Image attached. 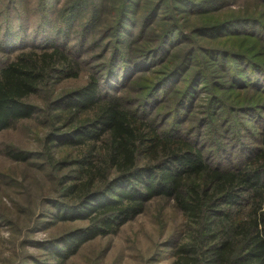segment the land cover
I'll return each instance as SVG.
<instances>
[{"label":"trees","instance_id":"1","mask_svg":"<svg viewBox=\"0 0 264 264\" xmlns=\"http://www.w3.org/2000/svg\"><path fill=\"white\" fill-rule=\"evenodd\" d=\"M31 1L0 0L1 50L31 47L0 60V132L33 122L25 125L40 144H0V156L23 167L4 177L0 224L29 235L83 224L25 238L20 247L36 252L12 264H67L155 201L184 219L162 246L171 264H264V0H34L33 10ZM28 14L39 30L14 22ZM83 71L85 85L53 96ZM188 106L210 123L208 151L225 153L228 131L240 159L207 162L178 112ZM237 114L259 130L246 132Z\"/></svg>","mask_w":264,"mask_h":264},{"label":"rangeland","instance_id":"2","mask_svg":"<svg viewBox=\"0 0 264 264\" xmlns=\"http://www.w3.org/2000/svg\"><path fill=\"white\" fill-rule=\"evenodd\" d=\"M55 5L56 0H51ZM60 2V0H59ZM58 2V3H59ZM54 4L51 3L52 7ZM36 3L32 0L29 4V7L33 10L36 8ZM60 6L57 5L56 8ZM24 19L14 20H25L28 24V31H37L39 26H37V17L34 14H28V16L23 17ZM3 17H0V39L2 34L5 32V25ZM51 29V27H49ZM29 37V36H28ZM28 40V38L25 36ZM30 42V39L28 40ZM75 45V41L70 42V46ZM30 45L24 46L23 51H28ZM2 47L0 46V60L2 56L5 58H13L18 54L21 49H16L11 55H7L3 52ZM85 71V69H84ZM82 72L76 79H64L57 83L54 87L53 96H60L61 94L68 93L73 91L81 86L85 85L87 78L86 73ZM66 91V92H65ZM255 92V91H254ZM238 92H219L222 98H226L224 95L228 96L229 94L233 95ZM244 94L246 100L256 99V95L253 96V92H241ZM124 95L121 93H114L115 96ZM56 96V97H57ZM196 95L192 98L194 99ZM260 97V96H258ZM257 97V98H258ZM38 104H41L36 100ZM190 106V105H189ZM186 107L185 109H180L178 112H181L180 115L186 116L188 123L185 122V128L187 137L193 142H198L200 146L205 147L206 153L204 157L207 162L211 165H218V162L221 161L224 164H229L240 159L237 155V148H234L232 151L229 149V146L232 144L230 142L228 131L221 133V138L224 139L226 152L220 154L214 153L212 142V131L210 123H207L206 118L200 115H196L197 107ZM163 106L155 107V110H161ZM217 108H214L216 110ZM242 115L237 114L234 116L235 120L245 126L248 130L246 132L253 131L255 134L258 130V122L252 123V118L245 119L241 117ZM198 117H202V123H200V128L198 125L192 123V119L195 122ZM260 118H264V113H260ZM185 119V120H186ZM191 119V120H189ZM169 122L165 124L169 125ZM33 127V122L26 121L23 124L18 125L16 129H10L0 132V144L12 145L21 149L29 151H40V144L35 142L34 137L29 131H27V126ZM162 125V124H161ZM168 127V126H166ZM165 129L164 127H161ZM36 132V130H34ZM249 135V134H248ZM42 135H38L41 137ZM216 138V137H213ZM232 140V139H231ZM246 143L250 144L249 141ZM204 144V145H203ZM251 146H256V144H250ZM208 151V152H207ZM228 153V154H226ZM226 156V157H225ZM22 165L13 164L9 160L0 156V196L5 198L8 192L7 183L4 179L7 173H12L13 175H20L22 173ZM33 190L37 196H39V188L33 186ZM23 220V219H22ZM22 222V221H20ZM27 223L26 221H24ZM83 223L74 222V223H64L57 224L52 229L48 231H38L35 234H28L25 231V227H21L20 224H17L13 229H8L2 223L0 224V264H12L15 262L16 257L20 255L22 251L28 253L36 252L32 247L26 246L20 247V243L23 242L25 238L30 239H45L51 236H55L63 231H66L73 227L81 226ZM20 226L21 232H14V229ZM184 219L182 215L177 211L173 204L169 201H155L149 204L146 211L134 218L133 220L125 223L120 227L118 232L113 235L96 237L92 240H89L83 243L78 252L72 256L67 264H171L172 257L170 255V249L162 248L163 244L166 242V239L171 236L174 232H179L183 230Z\"/></svg>","mask_w":264,"mask_h":264}]
</instances>
